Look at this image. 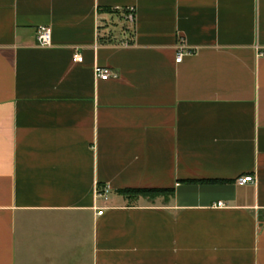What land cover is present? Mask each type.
I'll return each mask as SVG.
<instances>
[{"label":"crops","instance_id":"crops-1","mask_svg":"<svg viewBox=\"0 0 264 264\" xmlns=\"http://www.w3.org/2000/svg\"><path fill=\"white\" fill-rule=\"evenodd\" d=\"M0 264H264V0H0Z\"/></svg>","mask_w":264,"mask_h":264},{"label":"built area","instance_id":"built-area-1","mask_svg":"<svg viewBox=\"0 0 264 264\" xmlns=\"http://www.w3.org/2000/svg\"><path fill=\"white\" fill-rule=\"evenodd\" d=\"M126 12L124 13L125 20L130 23L134 24L135 22V10L132 7H129L125 9ZM37 40L39 45L41 46H50L52 44V29L49 26H42L38 29L37 31ZM128 44V43H127ZM185 52H191V50L186 49V48H181L180 51L178 52V57L176 59L177 62H180L182 60V56ZM84 59V56L82 52L80 51L79 48L76 49L74 55H73V60L76 63L82 62ZM95 74L98 79L102 80H107L112 76H116L114 73V70L109 68V67H104V66H96L95 68ZM255 177L253 175H246V176H241L237 179V183L239 185H245L248 183H253L255 182ZM109 192L108 188H105L102 191V195L107 197ZM218 207H223L225 204L223 202H218L217 203ZM101 214V213H100Z\"/></svg>","mask_w":264,"mask_h":264},{"label":"trees","instance_id":"trees-1","mask_svg":"<svg viewBox=\"0 0 264 264\" xmlns=\"http://www.w3.org/2000/svg\"><path fill=\"white\" fill-rule=\"evenodd\" d=\"M105 12L116 14L119 10L114 8H104ZM126 10H124V13ZM133 36V34H132ZM121 194L134 195V196H145V197H155L163 194L173 193L172 189L167 188H131L119 190Z\"/></svg>","mask_w":264,"mask_h":264},{"label":"rangeland","instance_id":"rangeland-1","mask_svg":"<svg viewBox=\"0 0 264 264\" xmlns=\"http://www.w3.org/2000/svg\"><path fill=\"white\" fill-rule=\"evenodd\" d=\"M125 21H126L125 17H123V19H122V18H119L118 16L114 15L107 22L109 24L108 29L112 30L113 33H119L120 30L126 29L125 27H127V25H126ZM129 25H130V27L128 28V31H132L133 30L132 24L129 23ZM105 27H107V26H105Z\"/></svg>","mask_w":264,"mask_h":264}]
</instances>
